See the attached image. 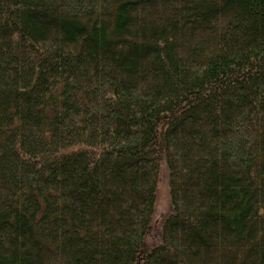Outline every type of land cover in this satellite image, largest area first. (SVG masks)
<instances>
[{
  "label": "trees",
  "instance_id": "1",
  "mask_svg": "<svg viewBox=\"0 0 264 264\" xmlns=\"http://www.w3.org/2000/svg\"><path fill=\"white\" fill-rule=\"evenodd\" d=\"M0 264H264V0H0Z\"/></svg>",
  "mask_w": 264,
  "mask_h": 264
},
{
  "label": "rangeland",
  "instance_id": "2",
  "mask_svg": "<svg viewBox=\"0 0 264 264\" xmlns=\"http://www.w3.org/2000/svg\"><path fill=\"white\" fill-rule=\"evenodd\" d=\"M169 209L168 183L165 173L159 179L152 233H157L160 219Z\"/></svg>",
  "mask_w": 264,
  "mask_h": 264
}]
</instances>
